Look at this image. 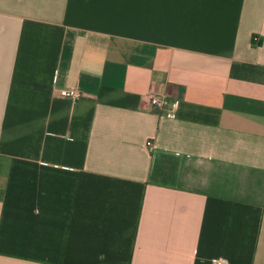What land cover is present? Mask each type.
I'll list each match as a JSON object with an SVG mask.
<instances>
[{"label": "crops", "instance_id": "crops-1", "mask_svg": "<svg viewBox=\"0 0 264 264\" xmlns=\"http://www.w3.org/2000/svg\"><path fill=\"white\" fill-rule=\"evenodd\" d=\"M220 259L264 264V0H0V264Z\"/></svg>", "mask_w": 264, "mask_h": 264}, {"label": "built area", "instance_id": "built-area-1", "mask_svg": "<svg viewBox=\"0 0 264 264\" xmlns=\"http://www.w3.org/2000/svg\"><path fill=\"white\" fill-rule=\"evenodd\" d=\"M59 93L63 96H67V97H71V98H75V97H78L79 95V91L76 90L74 87H66V88H61L59 90ZM150 100H151V103L160 108L162 105H163V100L157 96V95H154V94H151L150 95ZM177 106V100H174L172 102V108L174 109L175 107ZM148 144H151L150 141L147 142ZM225 261H223L222 259L218 260L215 264H224Z\"/></svg>", "mask_w": 264, "mask_h": 264}]
</instances>
